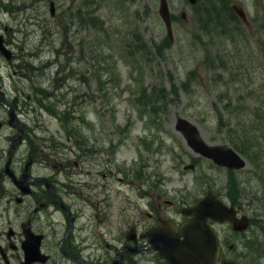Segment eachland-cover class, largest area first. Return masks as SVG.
Listing matches in <instances>:
<instances>
[{
    "label": "rangeland",
    "instance_id": "obj_1",
    "mask_svg": "<svg viewBox=\"0 0 264 264\" xmlns=\"http://www.w3.org/2000/svg\"><path fill=\"white\" fill-rule=\"evenodd\" d=\"M168 1L170 44L159 0H0V33L15 55L8 61L0 52V85L10 99L22 90L32 95L36 85L54 92L53 112L31 98L22 116L43 144L58 141L68 109L83 123L80 133L91 139V150L100 149L96 158L111 149L114 167L128 174L130 220L139 189L160 188L166 199L190 203L209 189L226 197L228 171L194 159L175 132L179 117L196 123L212 145L233 147L246 138L254 149L238 152L251 158L249 165L233 176L242 181L238 204L253 225L242 236L228 225L214 228L221 242L236 244L234 252L223 247L225 258L264 264V0H225L238 20L228 16L205 30L199 18L219 0ZM5 116L1 108L0 119ZM7 124L0 130V154L13 136ZM189 164L196 169L185 170ZM150 225L146 220L142 229Z\"/></svg>",
    "mask_w": 264,
    "mask_h": 264
},
{
    "label": "flooded vegetation",
    "instance_id": "obj_2",
    "mask_svg": "<svg viewBox=\"0 0 264 264\" xmlns=\"http://www.w3.org/2000/svg\"><path fill=\"white\" fill-rule=\"evenodd\" d=\"M0 92L7 95L2 85ZM15 102L13 109L24 112L23 98L16 96ZM62 128L52 146L31 137L17 147V154L22 147L25 152L12 161L15 178L0 169V262L24 264L26 252L35 256L32 264H141L147 257L158 261L159 254L147 247L142 216L152 226L167 222L177 230L188 217L169 209L182 202L164 199L160 189L149 199L139 191L131 222L127 175L114 167L111 149L96 158L101 151L86 146L78 122H65Z\"/></svg>",
    "mask_w": 264,
    "mask_h": 264
},
{
    "label": "water",
    "instance_id": "obj_3",
    "mask_svg": "<svg viewBox=\"0 0 264 264\" xmlns=\"http://www.w3.org/2000/svg\"><path fill=\"white\" fill-rule=\"evenodd\" d=\"M196 3L197 0H190ZM52 14L54 8L52 4ZM160 14L168 26L170 35L171 15L167 0H161ZM0 50L7 57L12 58V52L6 47L4 36L0 34ZM177 130L181 131L189 144L196 152H202L213 159L217 164L224 165L230 169H241L246 167V161L230 148L209 147L199 139L198 129L189 124L188 121L179 119ZM193 215L189 224L183 228L182 240L180 235L165 229L150 232L153 246L160 250L161 255L171 264H217L218 263V239L215 231L208 224V218L216 221L229 219L234 223L235 230H244L248 222L246 220L237 222L234 212L227 209L221 202L208 197L199 205L188 212ZM160 233V234H159ZM162 234V235H161ZM232 264V263H224Z\"/></svg>",
    "mask_w": 264,
    "mask_h": 264
},
{
    "label": "trees",
    "instance_id": "obj_4",
    "mask_svg": "<svg viewBox=\"0 0 264 264\" xmlns=\"http://www.w3.org/2000/svg\"><path fill=\"white\" fill-rule=\"evenodd\" d=\"M220 2L219 3H212L207 6H205L204 8V11H203V14L201 16V21H200V24H201V27L204 28V29H208L210 26L214 27L216 22H215V19L216 21H219L221 20L222 17H227V16H230L232 17L233 19H236L237 16L232 12V9L230 7V5L227 4V2L225 0H219ZM219 19V20H218ZM211 28V27H210ZM167 43L170 44V40L167 38ZM141 49V47H138L136 48L137 49ZM138 49V50H139ZM141 52L144 51V49L142 50H139ZM175 95L177 94V92H173ZM162 99H166V97H168V93L166 91H164L162 93ZM55 94L54 92L51 93V92H47L45 90H42V88H40V86H35L34 88V98L35 100L44 108H47L49 111L53 112V110L51 109L52 108V104L50 102V99L52 97H54ZM142 98H147L145 95L142 97ZM70 110H65L63 112V119H66V120H72V119H75L71 113L69 112ZM241 140V139H240ZM242 141V140H241ZM247 139L244 138V140L242 141L241 144H235L236 147L241 150L242 152L244 153H247L251 150H253L254 148L245 144L247 143ZM232 184L234 182H231ZM234 190H236L234 188Z\"/></svg>",
    "mask_w": 264,
    "mask_h": 264
}]
</instances>
